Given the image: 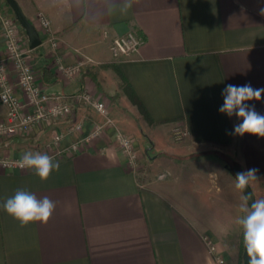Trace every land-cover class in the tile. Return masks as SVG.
Returning <instances> with one entry per match:
<instances>
[{
  "label": "crops",
  "instance_id": "crops-1",
  "mask_svg": "<svg viewBox=\"0 0 264 264\" xmlns=\"http://www.w3.org/2000/svg\"><path fill=\"white\" fill-rule=\"evenodd\" d=\"M26 1L19 3L41 38L46 33L39 13L59 38L56 50L44 37L33 51L39 79L47 92L69 98L72 112L0 137V161L31 151L59 164L42 181L32 169L0 163V264H219L218 256L224 264H238L228 238L235 231L236 241L243 235L238 220L244 195L235 188L231 163L257 169L250 185L264 199V138L233 135L242 121L219 108L228 84L264 88V0H130V6L129 0ZM128 30L145 40L136 54L115 60L110 43ZM56 54L66 64L83 57L95 63L70 78L58 69ZM114 65L154 120L150 129L170 140L159 152L151 151L154 138L144 148L148 162L140 174L111 129L69 149L78 137L68 133L73 122L84 121L89 132L104 121L76 98L83 91L109 105L138 151L145 145L135 136L145 118L121 91ZM9 70L19 91L11 64ZM246 103L264 115V94ZM6 113L0 104V120ZM177 126L188 132L182 142L173 138ZM57 130L66 137L55 147ZM59 148L63 153L56 155ZM17 190L55 203L47 223L21 227L4 211V201Z\"/></svg>",
  "mask_w": 264,
  "mask_h": 264
},
{
  "label": "built area",
  "instance_id": "built-area-1",
  "mask_svg": "<svg viewBox=\"0 0 264 264\" xmlns=\"http://www.w3.org/2000/svg\"><path fill=\"white\" fill-rule=\"evenodd\" d=\"M37 19L46 33L45 40L51 43L56 50L59 38L50 32L48 19L42 13L38 14ZM144 40V36L135 30H128L114 37L110 43L113 58L118 60L121 57H131L139 51ZM33 51L28 36L16 16L2 13L0 10V104L7 108L5 118L0 120V137L28 132L43 122L65 118L72 112L69 98L59 94H51L44 88L33 63ZM55 57L58 69L70 78L80 74L85 67L95 63L93 59L83 57L76 63L66 64L61 56L56 54ZM10 64L17 75L19 91L11 82ZM17 92H20L21 95H18ZM76 98L93 106L104 118V121L94 123L89 132L84 131V121L73 122L68 133H77L78 137L72 142L69 149L78 150L83 144L99 137L105 130L111 129L121 144V151L126 156L128 163L135 167L138 158L134 144L129 136L117 127L107 104L104 101L94 99L88 91L79 92ZM173 134L176 140H182L188 135V132L177 126L173 129ZM65 137L64 131L57 130L53 135L51 145L58 147ZM61 153H63V149L59 148L55 154L60 155ZM19 161L20 159H7L0 161V163L7 167L21 168ZM209 245L214 251L215 246L210 243ZM217 261L219 264L225 263L220 256L217 257Z\"/></svg>",
  "mask_w": 264,
  "mask_h": 264
},
{
  "label": "clouds",
  "instance_id": "clouds-1",
  "mask_svg": "<svg viewBox=\"0 0 264 264\" xmlns=\"http://www.w3.org/2000/svg\"><path fill=\"white\" fill-rule=\"evenodd\" d=\"M130 6V0H129ZM264 16V7L259 10ZM264 94V88H253L250 84H228L223 89V104L219 112L228 117L235 115L242 122L234 125L233 135L245 134L264 138V115L258 113L254 105L247 101H260ZM21 168L32 169L36 175L46 181L55 169L59 170V164L54 163L53 158L47 154L26 152L18 162ZM257 180V169H248L238 172L235 176V188L243 192L252 182ZM251 201V204L249 202ZM4 211L21 227L30 223H47L55 209V203L47 196L42 199L25 190H17L15 194L7 198L3 205ZM243 215L238 220L242 228L243 245L246 250L248 264H264V199H255L252 195H245L241 205Z\"/></svg>",
  "mask_w": 264,
  "mask_h": 264
},
{
  "label": "rangeland",
  "instance_id": "rangeland-1",
  "mask_svg": "<svg viewBox=\"0 0 264 264\" xmlns=\"http://www.w3.org/2000/svg\"><path fill=\"white\" fill-rule=\"evenodd\" d=\"M18 1H21L24 5L25 3H27L26 0H18ZM0 10L2 11V13H7V14H14V12L12 11V9L7 5L6 1L5 0H0ZM15 15V14H14ZM38 25L40 26L39 22H38ZM41 27V26H40ZM107 104V103H106ZM107 106L109 107V105L107 104ZM109 110H110V107H109ZM113 118V117H112ZM114 119V118H113ZM143 123H141L136 131V139L139 140L140 143H142L144 146L143 147H140L139 151H138V148L136 146V143H135V139L132 135L130 134H126L127 136H129V138L132 140L133 144H134V147L136 149V153H137V163H136V166H131V168H133L136 172V174H140L141 171L143 170V168H145V164L147 165V162H148V158H147V154H146V150L144 149L145 147L146 148H149V147H152L154 145V143L152 142L153 141V138L155 140V145L153 146V150H151L152 152L154 151H161V149H163V147H166V146H169L170 145V140L168 141V139H166L164 136H161V134H157L158 131H154V130H151L150 127H149V122L146 121V119L142 121ZM175 128V127H174ZM182 128V127H181ZM183 129V128H182ZM114 135V133H112ZM125 134V133H124ZM147 134L150 136V138H148ZM187 136H185L182 140H176L175 137H174V134H173V138L176 142H182L185 140ZM114 138H115V135H114ZM170 139V138H169ZM117 144L119 145V148L120 150H122L121 148V144L119 143V141L115 138L114 139ZM139 152V153H138ZM124 155V154H123ZM125 156V155H124ZM126 157V156H125ZM127 159V158H126ZM128 161V160H127ZM236 233H238L237 231L233 232L228 240H229V244L228 245V249L234 254L235 258H238L239 257V244H238V240L236 241ZM235 242L237 243L235 245ZM240 262V261H239ZM238 262V264H239Z\"/></svg>",
  "mask_w": 264,
  "mask_h": 264
},
{
  "label": "water",
  "instance_id": "water-1",
  "mask_svg": "<svg viewBox=\"0 0 264 264\" xmlns=\"http://www.w3.org/2000/svg\"><path fill=\"white\" fill-rule=\"evenodd\" d=\"M6 3L10 6V8L12 9V11L14 12L17 20L19 21L20 25L23 27V29L25 30L28 39H29V44L30 47L32 49H36L37 47H39L42 44V38L40 35V32L38 30V28L36 27V25L27 17L26 13L24 12L21 4L19 3L18 0H5ZM232 173L234 174V177L236 176V174L238 172L243 171L242 167L240 166V164L238 163H234L232 165ZM252 195L253 198H256L255 192L253 190V188L251 187V185H249L244 191H243V195ZM249 204H251V201L249 202ZM243 264H248V257L246 254V250L244 248L243 250Z\"/></svg>",
  "mask_w": 264,
  "mask_h": 264
},
{
  "label": "trees",
  "instance_id": "trees-1",
  "mask_svg": "<svg viewBox=\"0 0 264 264\" xmlns=\"http://www.w3.org/2000/svg\"><path fill=\"white\" fill-rule=\"evenodd\" d=\"M114 67H116L117 74H118V76L120 78V85L119 86H120L121 91L126 93L129 96V98L132 100V102L138 106L141 114L146 119V121H148L150 124H153L154 120L151 118L149 112L146 110L145 106L140 101L139 97L137 96V94L134 91V89L132 88V86L129 84V82L127 81L125 76L122 74V72L117 68V66L114 65ZM234 163L235 162H232L231 165H233ZM243 250H244V245H243V235H242L241 240H239V260H240V264H243V258H242Z\"/></svg>",
  "mask_w": 264,
  "mask_h": 264
}]
</instances>
